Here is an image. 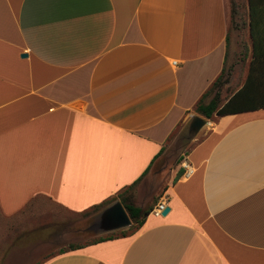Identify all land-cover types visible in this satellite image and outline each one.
<instances>
[{"label": "crops", "instance_id": "obj_1", "mask_svg": "<svg viewBox=\"0 0 264 264\" xmlns=\"http://www.w3.org/2000/svg\"><path fill=\"white\" fill-rule=\"evenodd\" d=\"M246 5L249 54L236 75L229 0H0L3 225L38 198L76 213L117 198L224 68L237 88L223 103L254 60L264 88V0H254L256 42ZM209 120L151 204L166 196L168 214L40 264H264V108ZM184 161L193 172L174 182Z\"/></svg>", "mask_w": 264, "mask_h": 264}, {"label": "rangeland", "instance_id": "obj_2", "mask_svg": "<svg viewBox=\"0 0 264 264\" xmlns=\"http://www.w3.org/2000/svg\"><path fill=\"white\" fill-rule=\"evenodd\" d=\"M229 1L230 60L228 65L232 63V65H229L231 68L229 71L237 75L241 72V69L244 71L245 62L243 60L249 54L250 35L246 27L248 22L247 0ZM227 75L226 67L224 77ZM236 88L235 81L228 85L223 79L221 87L215 89L207 98V101L214 96L216 91L220 92L223 101V98L232 94ZM181 129H178L170 137V141L174 145L172 146L171 144L168 147V150L154 163L150 172L134 189L129 191L128 194L132 195V199L137 205L148 207L155 202L163 190L162 187L172 177L176 159L183 152H187L200 137L198 136L189 146L181 149V146L175 142L176 136ZM117 200L121 199L117 197L113 202ZM101 210H91L83 213L70 212L50 201L38 198L16 214L12 218V222H10L12 225L8 226V228L3 225L4 219L0 216V235L8 234L11 240L14 235H20L18 238L15 236L16 240L6 242L3 246H0V264H40L42 260L49 256L70 249L74 245H84L93 242L101 236L119 234L122 230L101 235L94 234L88 230L92 218ZM14 246L15 250L9 256V249ZM5 248L6 250L4 251ZM5 256L6 259H4Z\"/></svg>", "mask_w": 264, "mask_h": 264}, {"label": "trees", "instance_id": "obj_3", "mask_svg": "<svg viewBox=\"0 0 264 264\" xmlns=\"http://www.w3.org/2000/svg\"><path fill=\"white\" fill-rule=\"evenodd\" d=\"M249 11H250V29H251V35L254 38V41L256 42L255 34H254V0H249ZM256 49V43L254 44V50ZM256 52V50H255ZM257 56V54H255ZM257 59V58H256ZM255 61V60H254ZM252 62V66L250 69V73L248 75V78L244 84V86L238 90L236 93H234L225 103L222 102L221 94L219 91H216L214 93V96L207 101V98L212 94V92L215 89H218L222 85V80L225 75V68L222 72V74L215 80V82L212 84V86L204 93L200 101L196 104L194 107V110L208 118L212 119L215 116H224L228 114H234V113H240L244 111L249 110H256L259 108H264V88L263 86L259 85V88L256 87V80L258 79L257 73L255 72V62ZM163 152V149L162 151ZM160 152V154H161ZM147 171L137 179L133 184H131L128 188H126L123 192H121L118 197L121 199L122 203L124 204L129 216L131 217L133 224L129 229L120 231L117 235H127L130 233L136 232L140 227L143 226L145 219L147 216L151 213L153 207H142L137 205L133 199L132 195L128 194L131 189H134L136 185L143 179V177L147 174ZM185 170L181 168L178 171V174L176 175L174 182H176L183 174ZM114 199L107 203H103L101 205H98L95 207V211L101 210L105 206L109 205L113 202ZM116 236V235H115ZM114 235H108V236H101L98 239L94 240H104L115 237ZM92 243V242H91ZM82 247V245H74L70 249L63 250L61 253H64L68 250H74L77 248Z\"/></svg>", "mask_w": 264, "mask_h": 264}, {"label": "water", "instance_id": "obj_4", "mask_svg": "<svg viewBox=\"0 0 264 264\" xmlns=\"http://www.w3.org/2000/svg\"><path fill=\"white\" fill-rule=\"evenodd\" d=\"M210 123L208 118L197 113L192 114L176 136L175 142L181 146V149H184V147L189 146L196 140L210 126ZM169 211L170 207H167L163 214L166 215ZM132 224L133 221L124 204L121 200H117L105 206L92 218L88 230L94 234L101 235L129 229Z\"/></svg>", "mask_w": 264, "mask_h": 264}, {"label": "built area", "instance_id": "obj_5", "mask_svg": "<svg viewBox=\"0 0 264 264\" xmlns=\"http://www.w3.org/2000/svg\"><path fill=\"white\" fill-rule=\"evenodd\" d=\"M185 167V176H189L192 174L193 169L187 161L183 162ZM168 207V198L166 196H162L161 199L156 203L151 213L156 216H162L166 208Z\"/></svg>", "mask_w": 264, "mask_h": 264}]
</instances>
